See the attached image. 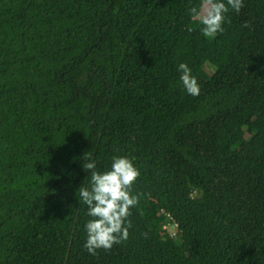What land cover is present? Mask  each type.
Listing matches in <instances>:
<instances>
[{
    "label": "trees",
    "instance_id": "1",
    "mask_svg": "<svg viewBox=\"0 0 264 264\" xmlns=\"http://www.w3.org/2000/svg\"><path fill=\"white\" fill-rule=\"evenodd\" d=\"M199 4L0 0V264H264V0L214 38ZM89 157L140 172L128 239L95 255Z\"/></svg>",
    "mask_w": 264,
    "mask_h": 264
},
{
    "label": "clouds",
    "instance_id": "2",
    "mask_svg": "<svg viewBox=\"0 0 264 264\" xmlns=\"http://www.w3.org/2000/svg\"><path fill=\"white\" fill-rule=\"evenodd\" d=\"M229 7L237 13L243 7V0H200L199 6L189 8L192 19L201 25L200 31L206 38L223 33L225 14ZM247 26V24L245 25ZM180 81L188 94L198 96L200 87L196 77L186 63L179 65ZM84 163L90 171V189L80 186L79 193L87 205V215L92 217L86 225L87 239L84 248L95 255L98 249L105 251L126 241L132 227L128 217L130 209L139 203V196L131 194L134 181L140 172L127 157H114L110 170L99 172L94 161Z\"/></svg>",
    "mask_w": 264,
    "mask_h": 264
},
{
    "label": "rangeland",
    "instance_id": "3",
    "mask_svg": "<svg viewBox=\"0 0 264 264\" xmlns=\"http://www.w3.org/2000/svg\"><path fill=\"white\" fill-rule=\"evenodd\" d=\"M174 227H175V225H174L173 223H170L169 225H167V228L171 230V232H172V235H174V234H175Z\"/></svg>",
    "mask_w": 264,
    "mask_h": 264
}]
</instances>
